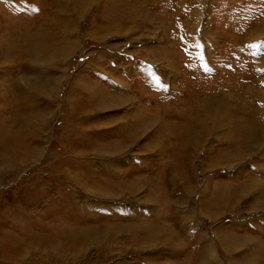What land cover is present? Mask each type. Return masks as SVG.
I'll list each match as a JSON object with an SVG mask.
<instances>
[{"label":"rangeland","instance_id":"obj_1","mask_svg":"<svg viewBox=\"0 0 264 264\" xmlns=\"http://www.w3.org/2000/svg\"><path fill=\"white\" fill-rule=\"evenodd\" d=\"M119 1H62L50 56L19 63L3 43L48 0H0V264H264V141L224 136L255 123L253 93L201 147L176 142L215 86L263 81L264 36L242 41L264 0Z\"/></svg>","mask_w":264,"mask_h":264},{"label":"bare ground","instance_id":"obj_2","mask_svg":"<svg viewBox=\"0 0 264 264\" xmlns=\"http://www.w3.org/2000/svg\"><path fill=\"white\" fill-rule=\"evenodd\" d=\"M8 1H12V0H8ZM62 1H65L66 3H74L81 10H87V8L90 5H92L94 2L96 3V0H48L47 5L44 6L47 8L46 12L42 14V12H40L41 9H39V12H40L42 18L37 20L36 22L34 21L33 25L32 24L30 25V27L28 29L30 34H25V44H21V41H19V39H20L19 37L21 35V32L19 31V29L16 30V28L13 27L12 29H14L13 30L14 32H12V35L11 34L7 35V39H6L7 42L5 41L6 43H3V44H4V46H6V50H8L9 52H12V57L16 58L19 61V63L22 62L21 60H22V55L24 52L31 53L32 57H34L35 60L44 58V55H46V54L49 55L51 53V49H48V48L45 49V47H43L44 45H42L40 39L41 38L44 39L46 37V35H45L46 33H44V32H47V31L45 29H50V31H52V28L54 30V28H57V26L61 25V21L59 23H56V25H51L50 23H52L53 20L49 17L52 15L54 8L55 9L61 8V5H62L61 2ZM116 1H119V0H116ZM150 1H151L150 2L151 5H154L156 1L159 2L161 0H150ZM119 4L121 6H127L128 5V4L125 5V3H122L121 1H119ZM74 8H76V7H74ZM39 12H37V13H39ZM78 14L79 13H77V16H78ZM54 18H56V17L54 16L53 19ZM125 19H127V18H125ZM38 23H41V24H39V25H41V26H39V28H37ZM64 23L67 25V27L72 26L71 23H67L65 21H64ZM114 23L109 22V25L106 24L105 29L107 30L108 33L117 32V33L121 34L123 31H121L119 27L122 25H120L119 23L118 24L117 23L114 24ZM1 30L4 31V28L2 29L0 27V31ZM70 32H71V30H70ZM263 36H264V28H260V29L255 28L254 31H251L247 34L246 40L245 41L243 40L242 42H243V44H254V43H256V41H258ZM263 39H264V37H263ZM46 50H47V52H46ZM57 53H59V51H57ZM1 58H2V56H1ZM263 61H264V57H263ZM258 70H259V74L264 76V62H260V65L258 66ZM248 82H245V83H248ZM239 86L240 87H235V89L234 88L233 89L227 88L226 85L224 86L225 88L215 86L216 89H214V90L218 91V94H215V95L211 94L207 97L205 96L203 99H200L199 104H196L193 106V110L191 111V113L189 110V113L184 115L185 118H183V119H184V122L186 125L181 126L182 128H180V129H182V130H181V132L178 133L177 140H176L179 148L181 147L183 150H188V149L190 150V149L198 147V146L201 147L202 143H200V139L207 137V135H209L211 132H213V130L216 127L218 128L219 123H221V122L223 123V121H221L223 115L220 114L221 108L225 109V107L229 106L230 104H237V103H233V102H241V100L248 94V92L253 93L252 100H251L252 104L256 107L259 106V108L257 107L259 113L256 116V118L253 119V120H255V123H252V124H250L251 126H249V124H247L246 119H241V124L236 126V127L241 130L242 135H240V136L239 135H233L232 136V133L234 131L233 132L231 131L232 133L229 131L231 136L229 135V133H226L224 136L228 140L231 139V137H232V139L234 141H237V143H234V146H229L230 149L231 148L238 149L241 147L242 148H248L249 146H253V148H257L259 143L264 141V129L260 130V128H259L260 126H262L261 122L259 121V118L264 117V79L262 82L261 81L257 82L258 88L254 87L255 89L251 88L250 84H248V85L243 84V85H239ZM253 90H256V91H253ZM230 93L234 94L233 98L231 97ZM17 96H19L20 98H22V97L24 98V94H20ZM180 97L184 98L185 96L181 95ZM192 99H194V98L192 97ZM218 99H220V102ZM229 102H230V104H229ZM237 122H238V120H237ZM259 124H261V125H259ZM208 125H211L212 128L209 127ZM219 126H221V125L219 124ZM72 142H74V141H72ZM225 142L228 143V141H225ZM237 145H239V146L236 148ZM210 150H215L214 146H211ZM180 166H182V165H180Z\"/></svg>","mask_w":264,"mask_h":264}]
</instances>
